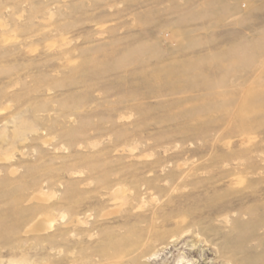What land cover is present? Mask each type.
I'll use <instances>...</instances> for the list:
<instances>
[{
  "label": "rangeland",
  "instance_id": "obj_1",
  "mask_svg": "<svg viewBox=\"0 0 264 264\" xmlns=\"http://www.w3.org/2000/svg\"><path fill=\"white\" fill-rule=\"evenodd\" d=\"M263 198L264 0H0V264H264Z\"/></svg>",
  "mask_w": 264,
  "mask_h": 264
},
{
  "label": "bare ground",
  "instance_id": "obj_2",
  "mask_svg": "<svg viewBox=\"0 0 264 264\" xmlns=\"http://www.w3.org/2000/svg\"><path fill=\"white\" fill-rule=\"evenodd\" d=\"M264 199V198H263ZM259 210L258 214L255 216L256 221V229L258 231L257 240L258 242H255V246L250 247L251 252H259L264 256V200L262 204H260L257 208ZM254 219V218H253ZM255 229V230H256ZM260 231V232H259Z\"/></svg>",
  "mask_w": 264,
  "mask_h": 264
}]
</instances>
